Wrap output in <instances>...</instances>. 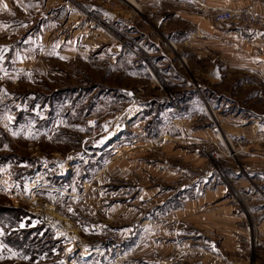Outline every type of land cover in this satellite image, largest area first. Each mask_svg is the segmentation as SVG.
<instances>
[{
	"label": "rangeland",
	"instance_id": "374dc122",
	"mask_svg": "<svg viewBox=\"0 0 264 264\" xmlns=\"http://www.w3.org/2000/svg\"><path fill=\"white\" fill-rule=\"evenodd\" d=\"M132 1L0 0V264H262L264 161L222 124L234 104L264 130V69L185 48L196 85L166 104L144 69L187 67L124 39L121 9L183 40L200 0Z\"/></svg>",
	"mask_w": 264,
	"mask_h": 264
},
{
	"label": "crops",
	"instance_id": "0c3cea01",
	"mask_svg": "<svg viewBox=\"0 0 264 264\" xmlns=\"http://www.w3.org/2000/svg\"><path fill=\"white\" fill-rule=\"evenodd\" d=\"M259 1L260 0H200L199 2H195L196 4H192L190 2L181 3V9L185 11V13L182 14V21H186L195 27V30L191 31V33L183 40L172 39L175 29L168 28L169 22L167 20L155 18L156 20L154 23L156 24L151 21V24L146 22L140 23L138 19H135L134 16H131L132 14L126 13L127 10L121 9L124 18L123 36L125 37L124 39L132 41L135 44L146 43L143 46H139L142 49L144 56H147L149 59L153 60L162 59L163 61L161 62L164 64L162 67L169 65L168 59L174 61V63H177L178 67L180 68L183 67L182 63L185 67H187L188 70L186 68L182 69V75L187 79V82H184L179 78H174L170 73L160 70V64L155 63L156 61H152V63L149 65L150 70L146 69V71L144 69L146 74L148 73V76L151 80L150 86L152 88L154 87L155 91L160 93V96H165L164 101H166V104H169L170 102L172 104L173 99L169 96V91L173 89H171L169 85H172L175 89L185 92V94H189V91L193 90L191 88L195 87L194 85L191 86V83L188 82V80H192L196 85L194 79L195 72H189L190 67L186 61L192 56L187 53H183L182 50L185 48L192 50L195 54L194 56H196L198 59H204L208 55L213 54L215 57L222 60L228 59L229 65H247L250 61H254L256 64L258 63L261 65V67L264 69V46L261 45L263 42L262 40H259L260 37L258 35H253L251 32L253 30L243 29L235 21H225L220 23L215 22L213 16L211 18L207 14L208 10H212L214 8H235V6L238 5H241V7H247L248 9L258 13L261 11ZM191 4L196 6L195 8H200V13H194V11L191 10ZM137 36H140V38H137ZM149 46L153 49H149ZM171 77L173 78L171 79ZM176 84L180 85V88H176ZM141 92H143L142 89ZM156 99L157 101L162 100V98H156L153 94L148 95V99L144 100V104H153ZM204 108L205 111H207L206 104L204 105ZM230 109L231 115H227V119H229H226L225 121V123H229V128L226 126V124H222L223 130H226L231 136L237 138V140L239 139L238 136L240 134L248 133L245 134V137L242 139L249 146L246 147V149L251 151L248 153L253 154L256 157H260L264 161V130L258 129V127H256V129H252L255 126L249 127L250 123L248 117L244 119V117L239 114L238 108L234 104H231ZM243 122L248 124V130H245L246 132L243 131ZM193 137L204 138L200 134H194ZM199 162L200 161L197 160V163ZM260 170L262 171V175L260 174V176L261 179H263L261 181L263 183L264 168H261ZM171 175L174 179L175 175L177 178L179 177L178 174L167 170H162L161 174H158V177H171ZM154 190H151V196L157 194L156 190ZM192 201L195 202L194 200ZM258 213L260 215H264V211H259ZM258 233H260L264 241V221L259 226ZM260 257L262 258V264H264V252ZM252 264L259 263L257 261H253Z\"/></svg>",
	"mask_w": 264,
	"mask_h": 264
},
{
	"label": "built area",
	"instance_id": "2783aa9c",
	"mask_svg": "<svg viewBox=\"0 0 264 264\" xmlns=\"http://www.w3.org/2000/svg\"><path fill=\"white\" fill-rule=\"evenodd\" d=\"M213 19L215 22H225V21H235L240 27L246 30H255L261 25V18L260 15L252 11L246 7L240 8H226V9H217L213 15ZM148 70L149 67H147ZM180 112V110H178ZM102 122L100 119L96 117H91L86 121V127L89 130L95 131L100 128ZM218 131V129H217ZM241 138L244 137L243 134L240 135ZM248 232L250 235V228H248ZM108 243H112V238H107Z\"/></svg>",
	"mask_w": 264,
	"mask_h": 264
},
{
	"label": "bare ground",
	"instance_id": "6f19581e",
	"mask_svg": "<svg viewBox=\"0 0 264 264\" xmlns=\"http://www.w3.org/2000/svg\"><path fill=\"white\" fill-rule=\"evenodd\" d=\"M128 2H132L133 3V1L132 0H127ZM137 10V9H136ZM210 112V111H209ZM211 113V112H210ZM212 114V113H211ZM213 116V115H212ZM215 116V115H214ZM216 120V119H215ZM219 134H221V133H219Z\"/></svg>",
	"mask_w": 264,
	"mask_h": 264
}]
</instances>
